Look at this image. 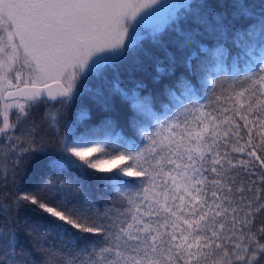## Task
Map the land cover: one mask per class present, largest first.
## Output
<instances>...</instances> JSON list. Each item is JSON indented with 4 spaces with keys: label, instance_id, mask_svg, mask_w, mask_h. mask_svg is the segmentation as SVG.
<instances>
[{
    "label": "snow or ice",
    "instance_id": "1",
    "mask_svg": "<svg viewBox=\"0 0 264 264\" xmlns=\"http://www.w3.org/2000/svg\"><path fill=\"white\" fill-rule=\"evenodd\" d=\"M0 264H264V0H0Z\"/></svg>",
    "mask_w": 264,
    "mask_h": 264
},
{
    "label": "trees",
    "instance_id": "2",
    "mask_svg": "<svg viewBox=\"0 0 264 264\" xmlns=\"http://www.w3.org/2000/svg\"><path fill=\"white\" fill-rule=\"evenodd\" d=\"M254 2L259 5L260 4V0H254ZM146 47H151L150 43L146 42ZM244 70V69H241ZM137 78L136 76H133V79ZM121 82H122V86H132L131 84V80L129 79V74L128 73H124L121 75L120 77ZM95 82L92 81L90 82V86L91 84H94ZM145 83H147V81H145ZM89 103V100L87 97L82 98V104L87 105ZM48 105H41L40 106V111L43 112L45 108H48ZM51 110V109H49ZM73 116H75V111L71 114ZM111 118L112 119H116L119 120L122 118V113L120 111H116L111 113ZM44 136V139L46 142H50L52 144H55L56 142V137L54 134H52L51 129H49L48 127H44L43 128V132L41 133ZM51 169L48 167V157L44 156L43 154L37 153L33 159H31L30 161H27L23 170L20 171L19 176H20V182L24 187H31L35 184H37L41 178H44L47 174H50ZM87 183L90 184H95V181H93L91 178H88ZM24 216L25 213L22 212L21 213V220H20V227L21 229L24 226ZM20 241L21 244L24 247H28V248H32L33 245L30 242V238L27 237L23 231H21L20 233Z\"/></svg>",
    "mask_w": 264,
    "mask_h": 264
}]
</instances>
